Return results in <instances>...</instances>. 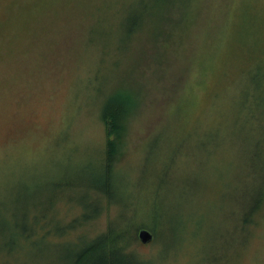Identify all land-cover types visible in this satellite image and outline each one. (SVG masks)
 I'll list each match as a JSON object with an SVG mask.
<instances>
[{
  "label": "rangeland",
  "instance_id": "obj_1",
  "mask_svg": "<svg viewBox=\"0 0 264 264\" xmlns=\"http://www.w3.org/2000/svg\"><path fill=\"white\" fill-rule=\"evenodd\" d=\"M263 189L264 0H0V264H75L109 221L155 235L138 264H264Z\"/></svg>",
  "mask_w": 264,
  "mask_h": 264
},
{
  "label": "trees",
  "instance_id": "obj_2",
  "mask_svg": "<svg viewBox=\"0 0 264 264\" xmlns=\"http://www.w3.org/2000/svg\"><path fill=\"white\" fill-rule=\"evenodd\" d=\"M256 103L261 104V99H257ZM133 107L134 102L132 101L130 95L120 94L110 98V100L104 105V109L100 115V119L105 126L106 135L102 160L103 167L101 168V179L103 185L100 190H97L94 186L92 189L96 194H101L103 199L106 200V209H108L118 197L115 189V166L122 154V149L124 147L122 139L127 133L126 121L129 114H131ZM260 156L261 155H259L258 152L254 155L256 159H259ZM263 190L261 191V195L254 199L248 212L239 221V227L241 229L246 227V224L250 222V219H253L255 222L258 215H264ZM100 209L101 208H98L94 213L97 217L102 211ZM82 217L84 220H88L86 214ZM94 217H92V219L97 218ZM146 227L147 224L138 225L131 233L127 234L120 230H112L111 228L113 227L111 225V221H109L105 232L101 233L102 238L99 242H96L102 243L101 248L98 249L94 245L83 247L78 253L74 254V256H77L75 264H138L131 256L132 252H128L127 250L134 244V242L138 241L140 243L137 233L140 229H144ZM150 227L151 231L155 228L151 225ZM152 235L153 240L151 242H154L155 235L153 233ZM104 254L107 255L102 256Z\"/></svg>",
  "mask_w": 264,
  "mask_h": 264
},
{
  "label": "water",
  "instance_id": "obj_3",
  "mask_svg": "<svg viewBox=\"0 0 264 264\" xmlns=\"http://www.w3.org/2000/svg\"><path fill=\"white\" fill-rule=\"evenodd\" d=\"M137 237L143 245L149 244L153 240L152 233L146 229H140L137 233Z\"/></svg>",
  "mask_w": 264,
  "mask_h": 264
}]
</instances>
